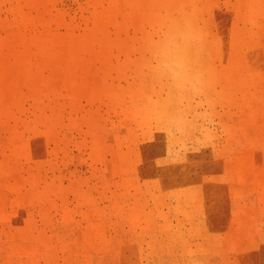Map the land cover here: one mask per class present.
<instances>
[{"label": "rangeland", "instance_id": "374dc122", "mask_svg": "<svg viewBox=\"0 0 264 264\" xmlns=\"http://www.w3.org/2000/svg\"><path fill=\"white\" fill-rule=\"evenodd\" d=\"M0 264H264V0H0Z\"/></svg>", "mask_w": 264, "mask_h": 264}]
</instances>
